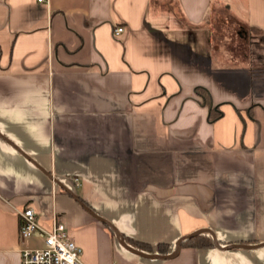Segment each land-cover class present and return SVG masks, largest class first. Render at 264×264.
<instances>
[{"label":"crops","instance_id":"0c3cea01","mask_svg":"<svg viewBox=\"0 0 264 264\" xmlns=\"http://www.w3.org/2000/svg\"><path fill=\"white\" fill-rule=\"evenodd\" d=\"M27 206L83 264H264V0H0V264Z\"/></svg>","mask_w":264,"mask_h":264},{"label":"built area","instance_id":"2783aa9c","mask_svg":"<svg viewBox=\"0 0 264 264\" xmlns=\"http://www.w3.org/2000/svg\"><path fill=\"white\" fill-rule=\"evenodd\" d=\"M43 1L37 0L38 3ZM123 32L124 29L117 26L112 34L117 37ZM73 183L78 185V180L74 178ZM19 217V241L24 246L20 249V264H83L82 249L70 238L63 222L54 221L45 231L39 227L34 210L29 206L20 210ZM34 234L43 246L30 248L28 241Z\"/></svg>","mask_w":264,"mask_h":264},{"label":"water","instance_id":"95a60500","mask_svg":"<svg viewBox=\"0 0 264 264\" xmlns=\"http://www.w3.org/2000/svg\"><path fill=\"white\" fill-rule=\"evenodd\" d=\"M67 193H69L70 195H72L69 191H67ZM73 196V195H72ZM74 198V196H73ZM81 205L83 206V208L88 212L90 213L92 216H94L97 220H99L101 223H104L105 225L108 226L109 229H111L116 237V239L119 241V243L122 244V246L128 250L129 252L131 253H134L136 255H139L140 257H144V258H150V259H171V258H174L175 257V254L177 253L179 247H180V244L181 242L184 240V239H189L191 237H194L196 235H200V234H203L204 232H207V233H210L209 230H206V229H203V230H200V231H196L192 234H190L189 236L185 237V238H182L180 240H178L177 244L175 245V248L173 249V251H171L170 253H168L167 255H158V254H150V253H143L137 249H135L134 247H131L129 246L127 243L124 242V240L120 237V234L119 232L108 222L106 221L104 218H101L99 215L95 214L93 211H91L89 208H87L83 203H81ZM212 240H213V245L218 248L219 244L217 243L216 240H214V238L212 237ZM232 247H238V248H250V247H254V245H242V244H232V245H229L227 246L226 248H232Z\"/></svg>","mask_w":264,"mask_h":264},{"label":"trees","instance_id":"16d2710c","mask_svg":"<svg viewBox=\"0 0 264 264\" xmlns=\"http://www.w3.org/2000/svg\"><path fill=\"white\" fill-rule=\"evenodd\" d=\"M124 241L129 244L131 247L133 246L135 249L139 250V251H142V252H152L153 249L152 247L149 245V244H145V243H142V242H138V241H135V240H130L129 238L125 237L124 236ZM201 245L202 243H197V245ZM207 244L208 245H212V243L210 241L207 240ZM155 252L159 255H166L169 253V245L167 244H164V243H161V244H158L155 248Z\"/></svg>","mask_w":264,"mask_h":264},{"label":"rangeland","instance_id":"374dc122","mask_svg":"<svg viewBox=\"0 0 264 264\" xmlns=\"http://www.w3.org/2000/svg\"><path fill=\"white\" fill-rule=\"evenodd\" d=\"M196 236H197V235H196ZM33 246H34V247H41L40 245H37V244H34Z\"/></svg>","mask_w":264,"mask_h":264}]
</instances>
